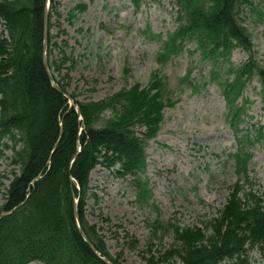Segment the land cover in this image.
I'll use <instances>...</instances> for the list:
<instances>
[{
    "label": "trees",
    "instance_id": "1",
    "mask_svg": "<svg viewBox=\"0 0 264 264\" xmlns=\"http://www.w3.org/2000/svg\"><path fill=\"white\" fill-rule=\"evenodd\" d=\"M87 1L78 0L67 22L73 25L79 20ZM129 1L136 7L142 2ZM171 1L178 27L157 61L167 63L183 52L187 41H194L201 60L211 64L210 80L222 90L237 144L236 153L228 159L234 162L239 179L231 186L217 218L201 226L173 228L174 246L147 262L250 264L255 250L264 262L263 199L248 171L253 159L249 149L264 142V129L251 124L243 106L246 102H237L255 77L264 99V70L255 62L251 35L242 25L247 12L264 27V0ZM55 4L56 0H50L47 60L54 81L65 91L63 80L76 60L65 51L53 60L57 46L51 34ZM44 5L45 0H0V146L12 149L11 163L17 169L0 208V214L13 211L0 216V264H105L100 257L111 264H123L120 255H110L103 236L87 221V199L98 206L96 194H89L90 175L101 168L119 179L131 178L138 200L148 201L147 186L139 178L145 169L146 143L156 137L162 123L163 84L155 79L147 89L134 85L106 100L84 105L72 94L79 119L68 100L52 88L42 64ZM237 49L249 58L246 64L233 68L229 61ZM223 66L229 68L232 81H221L216 71ZM63 71L64 77L57 79ZM106 111H112L113 117L103 122ZM136 128L145 132L138 134ZM75 200L83 235L74 218ZM152 229L164 231L157 221ZM125 235L129 248L135 249L136 241Z\"/></svg>",
    "mask_w": 264,
    "mask_h": 264
},
{
    "label": "rangeland",
    "instance_id": "2",
    "mask_svg": "<svg viewBox=\"0 0 264 264\" xmlns=\"http://www.w3.org/2000/svg\"><path fill=\"white\" fill-rule=\"evenodd\" d=\"M77 4L78 0H56L51 31L57 45L53 60L61 51L76 60L63 83L77 103H98L134 85L147 89L155 79L163 84L162 123L156 137L146 143L145 169L139 178L147 186L148 201L138 200L131 178L119 179L97 168L90 175L89 194H96L98 206L90 198L86 202L87 221L96 226L113 258L120 255L123 264H149L151 256L156 259L174 246L173 228L201 226L217 218L226 205L230 188L239 179L228 159L237 150L228 109L220 86L210 80L213 68L201 60L194 41H187L183 52L167 63L157 61L178 27L173 1L142 0L136 7L129 0H88L86 12L72 25L66 18ZM244 18L255 62L264 70V27L247 12ZM248 58L237 49L229 62L238 68ZM229 71L223 66L216 72L221 81H232ZM243 101L251 124L264 129V99L256 77L237 102ZM112 117V111L102 114L103 122ZM135 132L143 134L145 129ZM249 152L253 159L248 171L264 205V142ZM12 157V149L0 146V208L17 170ZM155 221L164 231L154 232ZM125 233L136 241L135 249L129 248ZM250 264H264L259 251L251 252Z\"/></svg>",
    "mask_w": 264,
    "mask_h": 264
},
{
    "label": "water",
    "instance_id": "3",
    "mask_svg": "<svg viewBox=\"0 0 264 264\" xmlns=\"http://www.w3.org/2000/svg\"><path fill=\"white\" fill-rule=\"evenodd\" d=\"M49 0H45V7H44V11H43V21H42V30H43V54H42V64H43V67L47 73V76L49 78V81L51 83V86L52 88L58 92L59 94H61L62 96H64L68 101H69V106L70 108L74 107L75 108V111L77 113V115L80 117V111L77 107H75L73 105V101L71 100L70 96L64 92L59 86L58 84H56V82L53 80L51 74H50V71H49V67H48V60H47V41H48V22H49ZM73 161V160H72ZM72 163V162H71ZM76 204L77 202L75 201L74 202V218H75V222H76V226H77V229L79 231V233L81 235L82 234V230L80 229V225H79V222H78V219H77V213H76ZM13 211L11 212H8V213H2L0 214V216H7L8 214L12 213ZM83 239L85 241V243L88 245V247L90 249H92V246L90 244V242L83 236ZM94 253L96 254V252L94 251ZM98 257L99 255L96 254ZM100 259L105 263V264H111L110 261H108L106 258H101Z\"/></svg>",
    "mask_w": 264,
    "mask_h": 264
}]
</instances>
